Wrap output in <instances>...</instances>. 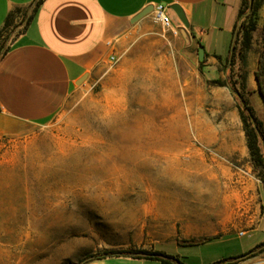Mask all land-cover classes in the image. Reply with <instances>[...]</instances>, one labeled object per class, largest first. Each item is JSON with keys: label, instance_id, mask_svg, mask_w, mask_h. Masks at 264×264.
Instances as JSON below:
<instances>
[{"label": "rangeland", "instance_id": "obj_1", "mask_svg": "<svg viewBox=\"0 0 264 264\" xmlns=\"http://www.w3.org/2000/svg\"><path fill=\"white\" fill-rule=\"evenodd\" d=\"M245 2L233 52L216 67L196 50L188 57L153 14L124 40L120 60L83 82L48 124L0 141V264H87L154 250L183 264H214L264 243V224L255 233L247 225L260 201L237 200L240 180L228 178L248 167L263 185L260 170L250 155L231 157L217 141L245 134L237 93L250 103L253 71L264 87V0ZM20 27L9 28L0 47ZM225 180L235 191L226 212L216 202ZM196 202L210 214L204 227L232 230L229 242L180 243L197 240L185 238L179 218ZM236 264H264V247Z\"/></svg>", "mask_w": 264, "mask_h": 264}, {"label": "crops", "instance_id": "obj_2", "mask_svg": "<svg viewBox=\"0 0 264 264\" xmlns=\"http://www.w3.org/2000/svg\"><path fill=\"white\" fill-rule=\"evenodd\" d=\"M39 1L0 0V31L9 16L14 17L15 26L22 28L7 47L6 53L0 57V141L27 137L48 124L83 85L81 79L84 76L88 75L84 81L88 82L97 75V70L112 64V57L119 61L124 50V40L144 25L143 19L135 22V18L149 7L153 8V12L148 16L154 14L155 7H165L176 41L188 57H192L193 51L196 50L199 58V50L203 48L206 64L216 67L218 58L225 59L232 54L235 27L240 21L239 12L243 2V0H42L36 10ZM176 7L181 9L188 27L181 20ZM24 15L28 18L21 25L19 21ZM254 79L255 71L250 76V86L246 91L250 105L264 128V101L258 85L254 84ZM228 135L217 138L221 147L226 145L227 153L231 157L247 159L250 152L245 134L241 132L238 136ZM246 170L245 176L238 171L228 172V178L240 180L237 200L245 197L254 203L260 201L258 219L247 222L250 227L254 225L251 233H255L264 224L263 185L252 172V168L247 167ZM231 187L228 180L220 181L217 186L216 202L222 204L224 212L229 208L231 193L234 191ZM207 193L210 191L201 190L203 196ZM197 203L179 216L180 219H184L185 238L198 241L205 234L211 233L214 236L209 239L229 242L230 238L235 236L232 230L228 226L225 228L218 226L215 229L204 227L202 222L209 218L210 214L201 210L202 207ZM208 209L210 208H207V213H211L212 211ZM220 233L223 235L218 236ZM87 264L160 263L143 258L116 256L96 259Z\"/></svg>", "mask_w": 264, "mask_h": 264}, {"label": "trees", "instance_id": "obj_3", "mask_svg": "<svg viewBox=\"0 0 264 264\" xmlns=\"http://www.w3.org/2000/svg\"><path fill=\"white\" fill-rule=\"evenodd\" d=\"M41 3H42V0L38 2L36 6V10L38 9ZM245 3H246L245 0H243L242 7L239 12V18H241L244 14ZM256 10H257V7L254 9V11ZM13 25H14V17L9 16L8 19L6 20V24L4 28L0 31V37L3 36V34L7 32V30L11 28ZM237 28H238V25H236L235 27V32ZM254 30H255V26L253 23L252 26L248 27L246 31L244 32L243 45H244V49L246 50L251 47L252 37H253L252 33ZM232 49H234V45ZM6 51H7V48L4 49V47L1 46L0 47V57L4 53H6ZM255 79L258 85L259 93L264 101V87L260 82L259 76L256 75ZM237 95L239 96V98L241 99L243 103V109L240 108V116H241V119L244 125V132L246 135L250 156H251L252 162L254 166L256 167V169L260 170L259 174H260V178L262 180L263 188H264V128H263V123L256 116L254 109L252 108L250 103L247 100H245L241 94L237 93ZM245 111L248 113V116L245 114ZM211 240L212 239H205V240H198V241L189 240V241H181L180 243L184 245H196L203 241H211ZM262 247H264V243L257 246L255 249H253L248 254H244L236 258L225 259L223 261H220L214 264H236L241 259L254 256L255 252L261 249ZM108 255H111V257L117 256V254L115 253H111ZM134 257L143 258V259L151 260V261H158L160 264H183L178 258H174V257L168 256V255H165L159 252H153V253L141 252L135 255ZM98 259H101V258H98Z\"/></svg>", "mask_w": 264, "mask_h": 264}, {"label": "water", "instance_id": "obj_4", "mask_svg": "<svg viewBox=\"0 0 264 264\" xmlns=\"http://www.w3.org/2000/svg\"><path fill=\"white\" fill-rule=\"evenodd\" d=\"M177 8V12L181 18V20L183 21V23L185 24V26L188 27V22L186 21L181 9H179L178 7ZM153 12V8L152 7H149L145 10H143L136 18H135V22H138L142 19H144L145 17H147L149 14H151ZM232 52H233V49H232ZM204 55H205V51L203 48H200L199 50V60L200 61H203L204 60ZM88 78V75L84 76L82 79H81V83L84 82L86 79Z\"/></svg>", "mask_w": 264, "mask_h": 264}, {"label": "built area", "instance_id": "obj_5", "mask_svg": "<svg viewBox=\"0 0 264 264\" xmlns=\"http://www.w3.org/2000/svg\"><path fill=\"white\" fill-rule=\"evenodd\" d=\"M154 15L157 17V16H160L163 20H162V24L168 28H171L172 29V24H171V20L169 19V17L166 15V9L165 7L163 6H157L155 7L154 9ZM175 34H177V32H175ZM111 62L112 64H116L118 62V59L116 57H112L111 58ZM247 235V232H240L239 233V236L240 237H245Z\"/></svg>", "mask_w": 264, "mask_h": 264}, {"label": "bare ground", "instance_id": "obj_6", "mask_svg": "<svg viewBox=\"0 0 264 264\" xmlns=\"http://www.w3.org/2000/svg\"><path fill=\"white\" fill-rule=\"evenodd\" d=\"M156 19H157V21H161V22L163 20L160 16H157Z\"/></svg>", "mask_w": 264, "mask_h": 264}]
</instances>
